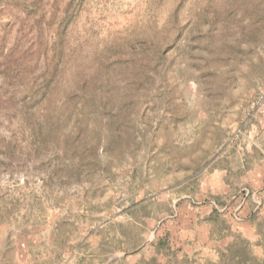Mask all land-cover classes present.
<instances>
[{
	"label": "rangeland",
	"instance_id": "374dc122",
	"mask_svg": "<svg viewBox=\"0 0 264 264\" xmlns=\"http://www.w3.org/2000/svg\"><path fill=\"white\" fill-rule=\"evenodd\" d=\"M264 0H0V264H264Z\"/></svg>",
	"mask_w": 264,
	"mask_h": 264
},
{
	"label": "built area",
	"instance_id": "2783aa9c",
	"mask_svg": "<svg viewBox=\"0 0 264 264\" xmlns=\"http://www.w3.org/2000/svg\"><path fill=\"white\" fill-rule=\"evenodd\" d=\"M263 111H264V106H263Z\"/></svg>",
	"mask_w": 264,
	"mask_h": 264
}]
</instances>
